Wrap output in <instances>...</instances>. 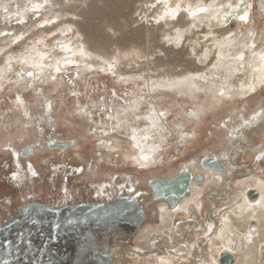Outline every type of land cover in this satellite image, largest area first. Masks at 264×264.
Returning <instances> with one entry per match:
<instances>
[{
  "label": "rangeland",
  "instance_id": "obj_1",
  "mask_svg": "<svg viewBox=\"0 0 264 264\" xmlns=\"http://www.w3.org/2000/svg\"><path fill=\"white\" fill-rule=\"evenodd\" d=\"M147 1L149 5L146 4V0L74 2L77 7L74 17L76 22L74 42L88 55L82 58L78 56L77 64L67 65L57 74L46 70L38 74L32 67L22 62H11V66L0 81V227L27 203L60 207L87 202H106L119 194H130L140 202L146 211L145 226L159 227L160 205L151 200V193L147 187L148 180L168 179L183 169L200 172L198 166L202 158L228 152L236 143L231 138L233 131L239 126L245 129L253 115L264 113V90H261L247 100L237 99L230 104H224L221 108L207 109L189 122L186 121L182 110L189 111L197 103L207 105L206 98L201 94L198 99L192 100L179 94L164 93L162 96L155 95L154 100L162 109L170 110L168 118L170 125L174 126L176 122H180L185 124L187 131L195 129L197 133L196 140L192 141L185 152L178 155L176 150H168L164 153L166 158L169 156L177 161L165 162L159 169L145 175L135 171L129 163H123L121 150L111 153L119 154L118 158L111 154L109 156L104 153L102 147L96 146L106 139L105 134L101 133L102 130H108L115 125L114 117L117 113H122L123 116L130 113L128 107L134 97L151 100L143 79L125 83L118 70L133 75L142 74L144 78H148L149 75L157 78L178 73L174 69L194 71L191 63L193 57L185 55L190 48L181 53L172 50L174 44L165 36L168 32H176L173 27L161 28L154 22L155 9L150 5L158 4L159 0ZM197 2L198 0H189L191 4ZM252 3L254 8L250 20L240 26L233 25L231 35L238 34L242 37L253 27L255 31L253 47L257 48L264 44V12L260 0H253ZM118 4L119 7L123 6V16L118 18L112 15L109 18L106 9ZM188 18L189 16L183 17V20L188 21ZM179 27L181 31H185L182 26ZM86 29H92L96 38L107 40L104 42V49H94L91 42H86L88 39ZM137 30H143V33L145 30V37L138 38ZM33 31L35 32L34 28ZM26 34L27 39L30 33ZM58 34L48 35L45 44L40 46V49L50 57L57 52L54 51L53 42ZM183 34L188 40H195L197 35L201 36L186 32ZM134 42L139 48L138 51L129 50ZM186 44L188 45V42ZM12 49L21 51L22 48L17 49L16 45H12ZM5 52L1 53L0 59L5 56ZM109 67H112V71L108 70ZM145 107L146 105H143L142 110H145ZM242 135L253 138L251 132L244 131ZM259 140L257 137L253 138L251 145H257ZM56 141L73 142L74 146H70L71 149L66 152L50 150L47 146ZM112 141L115 142V139ZM239 141L237 140V145L242 146V142ZM40 144L44 146V150L36 151L37 153L28 157L29 159L22 156L25 147H37ZM126 147L128 146L122 143V149ZM238 161L239 164H251L252 158L242 156ZM261 167L256 177L264 179L263 163ZM206 184L210 186L212 183ZM235 185L240 183L236 182ZM182 217L177 216L176 220ZM129 245L133 249L140 246L133 239L125 244ZM113 263L117 262L113 260Z\"/></svg>",
  "mask_w": 264,
  "mask_h": 264
},
{
  "label": "bare ground",
  "instance_id": "obj_2",
  "mask_svg": "<svg viewBox=\"0 0 264 264\" xmlns=\"http://www.w3.org/2000/svg\"><path fill=\"white\" fill-rule=\"evenodd\" d=\"M77 1L0 0V56L3 51H6L4 57H7L5 60L3 59L4 57L0 59V81L7 72L8 67L11 66V62H22L28 65V67H32L38 74L44 73L45 70L46 72L54 71L57 74V68L61 70L66 68L67 65L77 64L78 56L82 58L88 55L84 49L74 42V25H76L74 17L77 7L73 3ZM245 1L247 8L243 14L237 13L243 0H227L223 2L218 0H211L210 2L198 0L196 4L189 3V0H159L158 4L150 5L155 9H153L155 12L153 17L156 25L161 28L173 27L172 29L176 31L175 33L168 32L165 35L174 44L172 50H177L181 53L185 52V49L190 48V50L185 52V55L193 57L191 63L194 71L174 69L178 73L157 78L149 75L148 78H144L142 74L133 75L132 73L118 70L125 83L131 82V80L143 79L144 86L147 88V93L151 97V100L146 101L142 97H134L128 107L130 113L127 116L117 113L116 117H114L115 125L108 130H102L103 132L101 133L105 134L106 139L96 144V146L102 147L104 153L109 154V156L112 152L121 150L123 152V163L127 162L135 171L149 175L148 173L159 169L165 162L172 163L177 161V159L173 160L169 156L166 158L164 153L168 152V150H176V153L180 155L185 152L184 150L197 137L195 129L187 131L183 123L176 122L174 126L170 125L168 122L170 110L162 109L154 100L155 95L162 96L164 93H173L194 100L198 99V96L202 94L207 100V105L197 103L191 109V113L182 110L186 121L191 122L192 119L196 118L199 114H203L207 109L221 108L224 104H230L237 99L247 100L259 91L264 90V44L262 43L257 48L253 47L255 44L253 40L255 36L253 27L249 28L247 32L245 31L246 33L242 37L238 34H235V36L231 35L233 25L237 24L240 26L250 20L249 17L252 15L251 13L254 8V5H252L253 0ZM119 4L118 6L110 5L113 7L106 9L108 10L106 13L110 15L109 18L112 15V17H121L123 6L120 5L121 7H119ZM146 4L149 5V1L146 0ZM71 5L74 6L72 7ZM260 6L264 12V0H260ZM125 7L127 8V6ZM201 9H204V11H201ZM149 10L150 8H148ZM188 16V21H184L183 17L186 18ZM241 16H244L245 19H240ZM43 20L46 22H42ZM109 21L111 20L109 19ZM46 23L48 24L46 25ZM179 26H182L185 31H181ZM33 28L36 33L33 31ZM86 30H88L86 42H91L94 49H104L103 45L107 40L104 41V38L101 37L96 38L93 35L92 29ZM137 31L138 38L145 37V30L144 33L142 32L143 30ZM185 32L192 33L193 35L201 34V36L197 35L195 40H188L186 35L184 36L183 34ZM26 33H30L27 39ZM52 33H59L58 37L54 38V41L61 39L62 42L54 43V51L57 50V52L50 57L40 49V46L43 43L45 44V38ZM147 33L149 32L147 31ZM147 36L149 35L147 34ZM30 41L33 42L30 43ZM187 42L188 45L186 44ZM12 45H16L17 49L22 48L21 51L12 49ZM129 50L138 51L139 48L134 42V45ZM6 60L8 61L6 62ZM108 70L112 71V67H109ZM164 73L167 74V72ZM143 105H146L145 110H142L144 109ZM252 117L250 122H246L245 129L243 128L245 131H254L252 128L264 118V113L260 112L258 115H253ZM241 129L239 128L238 130ZM235 136L237 137L236 134ZM255 136L261 139V136ZM112 139H115V142ZM71 143L74 146V143ZM122 143L128 146L124 150L122 149ZM236 146L237 143H234L233 148H229L228 152L220 153L219 156H230L231 151ZM254 146L257 147L256 151L250 152L251 154L256 155L257 152L263 154L264 141L258 146ZM47 147L50 150L61 152L71 149H54L50 148V145ZM240 147L237 148L239 149ZM34 148L33 154H36V151H40L37 147ZM239 150L240 153L234 156V158L239 154L242 156L247 154L243 146ZM114 155L118 158L120 156L116 153ZM250 156L254 157L253 155ZM163 157H165L166 161L163 160ZM174 157L175 155L172 156V158ZM260 162H254L256 164L254 167L257 170L260 168ZM235 164L239 165L238 161L235 160ZM228 169L232 171L231 168ZM205 177L207 183H212L209 188L219 187L220 181L224 183L223 181L226 179L225 176L216 175L214 172L205 173ZM151 180L153 179L148 180L147 186H149ZM237 182L240 185H234L233 187V182L230 184L234 190L231 198H224L221 205L219 204V207L216 208L217 212L221 215L220 227L216 230L206 248L208 254H205V256L207 258L202 254V256L199 255L200 258H198L199 261L196 264H219L220 254L224 251H230L233 255L234 253L237 255V263L234 264H264V179L261 177L248 178L245 176L243 180ZM251 189H255L260 193V198L257 202H249L247 199L246 192ZM149 191L151 193V190ZM202 193L200 187L193 185L191 197H186L181 204L179 203L178 209L170 210L165 204H160L159 216L161 225L159 227L146 225L138 230L135 241L140 246H137L131 252H128L130 249H127L126 254L124 253L126 264H177L175 263L176 259L188 262L189 257H192L193 248L196 249V247H193L194 240H190L189 236V239L183 240L180 231L178 235L181 236L177 238L176 245L177 247L184 246L182 249L184 251H180L181 247L176 251L177 247L175 246V249H170V255H166L163 252L159 253L158 250L163 248V246L160 243H152L150 237L153 234H157L166 243L171 237L169 236L170 233L176 232V225L173 222L176 216L183 213H191V207L199 211L202 210V202L200 201L202 197L199 200ZM191 225L194 228L200 227V223ZM186 228L189 229V225L182 227L184 232ZM166 231L169 233L168 235H166ZM202 231H205L203 235H209L213 231V227L207 225ZM186 234L188 235V233ZM159 237L156 239L159 240ZM128 257L130 258L129 260Z\"/></svg>",
  "mask_w": 264,
  "mask_h": 264
},
{
  "label": "water",
  "instance_id": "obj_3",
  "mask_svg": "<svg viewBox=\"0 0 264 264\" xmlns=\"http://www.w3.org/2000/svg\"><path fill=\"white\" fill-rule=\"evenodd\" d=\"M246 8V1L243 0L237 13L243 14ZM60 42H62L61 39L53 43ZM259 126H256L257 128L254 130L259 132ZM235 134L237 137L242 136V131L237 130ZM252 139V136H247L246 147L250 142L252 143ZM70 146H72L71 142L56 141L50 145V148L66 149ZM237 147L240 146L237 145L231 151L230 157L227 155L220 158L212 155L202 158L201 169L205 172L225 174L226 169L222 162L225 159L229 160L230 168L235 171L244 169L247 172H252L249 166L245 167L246 169L239 168L232 160L240 153ZM34 149V146L25 147L22 150V156L30 157ZM37 149L43 150L44 146L40 144ZM247 149L246 152L256 151L254 147ZM261 159L260 152H257L255 161ZM232 177L242 176L237 174ZM227 178L226 188L228 182L232 180ZM193 181L198 186L202 185L204 175L197 173L194 176L190 169H183L172 178L153 179L149 183L152 201L163 202L171 210H176L179 203L191 195ZM227 190L232 194L230 189L227 188ZM246 196L249 202H257L260 193L251 189L246 192ZM213 208H215V204H213ZM193 217L195 218V216ZM145 221L144 208L130 194H119L106 202H87L60 207L27 203L0 227V264H5V261L7 264H80L81 261L78 257L82 256L85 248L88 249L89 254L92 253L91 257L94 260L99 257L106 261L112 256V253L118 251V248L133 239ZM207 221H210L209 217H207ZM127 229H129V236L128 234L122 237L118 235L119 231H122L123 234ZM89 237H91L90 240ZM156 238L157 236L151 237L152 241H156ZM71 257H77V260L71 259ZM234 263L235 258L230 253L223 252L220 255L219 264ZM106 264H110V262L107 261Z\"/></svg>",
  "mask_w": 264,
  "mask_h": 264
},
{
  "label": "flooded vegetation",
  "instance_id": "obj_4",
  "mask_svg": "<svg viewBox=\"0 0 264 264\" xmlns=\"http://www.w3.org/2000/svg\"><path fill=\"white\" fill-rule=\"evenodd\" d=\"M263 124V125H262ZM254 125V124H253ZM258 125H260L259 126V129H260V131L259 132H257L256 130H254V128L256 129L257 127L256 126H258ZM255 127H253L252 129L254 130V131H252L251 133L254 135L253 136V138H256V136L255 135H257V136H261V139L259 140V142H258V144H257V146L259 145V144H261L263 141H264V136H262V135H264V131H263V127H264V118H262L261 119V121L260 122H258L256 125H254ZM239 128H242L241 126H239V127H237L234 131H233V133H232V137L234 138V140H235V142L236 143H238L237 142V140H240L239 142H242V146H243V148H245V149H247V148H257V147H255L254 145H251L250 143L248 144L249 146L248 147H246L247 146V136L246 135H242V136H239V137H236L235 136V133H236V131L239 129ZM241 131L242 132H244L245 130L242 128L241 129ZM246 132H248V131H246ZM231 137V138H232ZM258 138V137H257ZM245 141V142H244ZM249 142V141H248ZM244 143V144H243ZM251 145V146H250ZM242 146L239 148V149H241L242 148ZM233 148V147H232ZM238 149V148H237ZM248 150V149H247ZM248 154V155H247ZM247 154L246 155H243V157L244 156H249V157H251L252 158V156H250V155H253L254 157L252 158V163L251 164H242V163H240L239 165L238 164H236V166L237 167H239V168H241L242 166H249L250 168H251V170H252V172H251V174L249 173V172H247L246 170H244V169H241V170H237V171H235V170H233L232 168V171H230L228 168H230L229 166V160H225V159H223L222 160V162H223V165H224V167H225V169H226V174H222V173H220V172H214V173H216V175H223V176H225L226 177V179H224V183H222V181H220V185H219V188H213V187H211V188H209V185L208 184H206L205 182H206V177H205V173H213V172H205L203 169H201V160H200V162H199V166H198V169L200 170V172H194L195 170L194 169H191L190 171H192V173L194 174V176L197 174V173H200V174H203L204 175V182L202 183V185H200V186H198V185H196L195 183H194V181H193V183H192V187H193V185H196L197 187H200L201 189H202V196H200V198H199V200L201 199V197H202V199L200 200L201 202H202V210L201 211H199L198 209H196V208H194V209H191V213H189V214H185V213H183V214H180V215H178V216H183L182 217V219H179V220H176V217H175V219L173 220V222H175L174 224L176 225V232H172V233H170V235L169 236H171L167 241H166V243H165V240H161V238L157 235V234H153L152 236H157V237H159L158 239L160 240H154V241H152V239H151V237H150V241L152 242V243H160V245L161 246H163V248H160V250H158L159 251V253L160 252H163V253H166V255H170V252H171V250L170 249H175V246L177 247V245H176V241H177V238H180L179 236H181V235H178V233L180 232V233H182V236H181V238L183 239V240H185V239H189L188 238V236L190 237V240H194L193 241V243H194V246L193 247H196V249L195 248H193L194 250H192V257L190 258L189 257V261L188 262H183V261H180V260H178V259H176V262L175 263H177V264H196L197 263V261H199L198 260V258H200V256L199 255H204V257L205 258H207V256H205V254H208L207 253V247H208V245H209V241H210V239L213 237V235H214V233L216 232V230L220 227V224H221V215H220V213L219 212H217V210H216V208L217 207H219V204L221 205V203L223 202L222 200H224V198H226V197H228V199L229 198H231V195L234 193V190L232 189L233 187H234V185L236 184V182L237 181H241V180H243L244 179V177L245 176H247L248 178H256V175H258L259 173H257L258 171H259V169L257 170V168H255L254 166L256 165L255 163H259L260 161V164L262 165V163H263V167H264V152H263V154H260L261 155V157H262V159L261 160H259V161H255V158H256V156H257V153H256V155H254V154H251L250 153V151L249 152H247ZM212 155H216V156H218V157H220V158H222L221 156H219V155H217V154H211V155H209V156H206V157H210V156H212ZM230 155H231V153H230ZM206 157H204V158H206ZM230 157V156H229ZM240 157H242V155H238L237 157H235L234 159H232L233 161H234V163H235V160L236 161H238V159L240 158ZM239 162V161H238ZM255 162V163H254ZM261 165H260V167H261ZM243 168V167H242ZM245 168V167H244ZM246 169V168H245ZM261 169H262V167H261ZM178 174V173H177ZM176 174V175H177ZM237 174H240L242 177H232V176H234V175H237ZM250 174V175H249ZM228 175V176H227ZM254 175V176H253ZM253 176V177H252ZM227 177H229V178H231L232 179V181H229L228 182V184H227V188L228 189H230L231 191H232V194H230V193H228L229 191L227 190V188H226V186H225V181L228 179ZM172 178V177H171ZM260 178V177H259ZM264 178V177H263ZM169 179V178H168ZM230 179V180H231ZM237 180V181H236ZM236 181V182H235ZM233 182V187L230 185L231 183ZM150 183V182H149ZM230 185V186H229ZM148 187V189L150 190V188H149V186H147ZM211 189V190H210ZM225 190V191H224ZM224 191V192H223ZM222 194V195H221ZM226 194V195H225ZM191 195H192V188H191ZM191 195L189 196V197H191ZM189 197H187V198H189ZM212 197V198H211ZM185 199V198H184ZM183 199V200H184ZM151 200H152V196H151ZM182 200V201H183ZM206 200V201H205ZM182 201L180 202V204L182 203ZM215 201V202H214ZM153 202V201H152ZM153 203H157V204H165V203H163V202H153ZM179 204V205H180ZM213 204H215V208H213ZM166 206H167V204H165ZM217 205V206H216ZM179 207V206H178ZM206 207V208H205ZM167 208L168 209H170L168 206H167ZM178 209V208H177ZM215 209V210H214ZM171 210V209H170ZM192 210H194V211H192ZM206 210V211H205ZM206 213H205V212ZM146 212V211H145ZM213 214V215H212ZM206 215V216H205ZM158 216H159V214H158ZM193 216H195V218L193 217ZM186 217V218H185ZM207 217H209V219H210V221L208 222L207 221ZM211 217V218H210ZM213 217V218H212ZM159 218H160V216H159ZM185 221V222H184ZM161 222V221H160ZM198 223H200V227L199 228H194L191 224H194V225H196V224H198ZM179 224V225H178ZM187 226V225H189V229L188 228H186V230H185V232L183 231V229H182V227L183 226ZM207 225H210V226H212L213 227V231L209 234V235H203L204 234V232L205 231H202V229H204L205 227H207ZM218 225V226H217ZM143 226H145L144 224H143ZM142 226V227H143ZM141 227V228H142ZM140 228V229H141ZM201 229V230H200ZM178 231V232H177ZM184 233H183V232ZM189 231V232H188ZM198 231V232H197ZM128 232H129V229H127L125 232H123V234H122V231H119L118 232V235L119 236H126L127 234H128ZM186 233H188V235L186 234ZM197 233V234H196ZM137 234L138 233H136L135 234V236L133 237V241H135V238L137 237ZM169 233L168 232H166V235H168ZM196 234V235H195ZM128 236H129V234H128ZM211 236V237H210ZM94 237V236H93ZM92 237V238H93ZM120 237V238H121ZM196 237V238H195ZM91 239V238H90ZM89 239V240H90ZM195 241H196V243H195ZM172 243V244H171ZM200 245V246H199ZM181 247V248H180ZM178 246L177 248H176V251H178L177 249H179L180 248V251H184V250H182L183 249V247L184 246ZM200 248V249H199ZM127 249H130L128 252H131V251H134L135 249H133V248H131V246L129 245V246H125V245H122L121 246V248H118V251L116 252V253H112V256L108 259V260H106L105 261V259H101V258H97V260H94L93 259V257H91V255H92V253L91 254H89L88 253V249L87 248H85V250H84V252H83V254H82V256L80 255V257H78V258H80V264H84V263H86V262H89L90 264H106V262L107 261H109L110 262V264H115V263H113V260H115L117 263L116 264H126V261L124 260V259H126L125 258V255H124V253L126 254V252H127ZM204 249H206V250H204ZM200 250V251H199ZM202 250V251H201ZM156 251V250H155ZM224 252H228V253H230L234 258H235V263H237V255L234 253V255L230 252V251H224ZM223 253V252H222ZM221 253V254H222ZM123 254V255H122ZM220 254V255H221ZM201 255V256H202ZM220 258V257H219ZM71 259H75V260H77V257H74V258H72L71 257ZM130 258L128 257V260H129ZM201 259H203V258H201ZM121 260V261H120ZM124 260V261H123ZM196 260V261H195ZM218 263H219V260H218Z\"/></svg>",
  "mask_w": 264,
  "mask_h": 264
},
{
  "label": "snow or ice",
  "instance_id": "obj_5",
  "mask_svg": "<svg viewBox=\"0 0 264 264\" xmlns=\"http://www.w3.org/2000/svg\"><path fill=\"white\" fill-rule=\"evenodd\" d=\"M201 11H204V9H201ZM229 15H231V13H229ZM240 19H245V17H244V16H241ZM56 71L59 72L60 69L57 68ZM161 115H162V114H161ZM145 159H146V157H145ZM33 175H35V173H33ZM5 264H7V261H5Z\"/></svg>",
  "mask_w": 264,
  "mask_h": 264
}]
</instances>
